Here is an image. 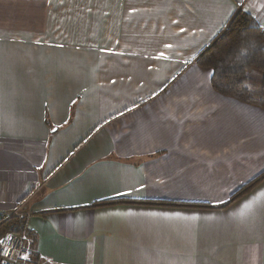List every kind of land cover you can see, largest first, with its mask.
Returning <instances> with one entry per match:
<instances>
[{"label": "crops", "instance_id": "1", "mask_svg": "<svg viewBox=\"0 0 264 264\" xmlns=\"http://www.w3.org/2000/svg\"><path fill=\"white\" fill-rule=\"evenodd\" d=\"M238 9L264 30V0H0V218L29 264H264V176L230 201L264 109L196 63Z\"/></svg>", "mask_w": 264, "mask_h": 264}, {"label": "trees", "instance_id": "2", "mask_svg": "<svg viewBox=\"0 0 264 264\" xmlns=\"http://www.w3.org/2000/svg\"><path fill=\"white\" fill-rule=\"evenodd\" d=\"M196 63L211 70L210 83L216 92L264 109V30L248 13L238 9L226 29L198 55ZM252 72L261 74L256 89L249 76ZM263 176L264 172L239 188L230 201L246 193ZM0 229H5L3 233H20L25 227L21 218L13 217Z\"/></svg>", "mask_w": 264, "mask_h": 264}, {"label": "built area", "instance_id": "3", "mask_svg": "<svg viewBox=\"0 0 264 264\" xmlns=\"http://www.w3.org/2000/svg\"><path fill=\"white\" fill-rule=\"evenodd\" d=\"M19 208L7 219L18 217ZM7 219L0 218V225ZM34 238L28 232H5L0 235V264H29L33 255Z\"/></svg>", "mask_w": 264, "mask_h": 264}, {"label": "rangeland", "instance_id": "4", "mask_svg": "<svg viewBox=\"0 0 264 264\" xmlns=\"http://www.w3.org/2000/svg\"><path fill=\"white\" fill-rule=\"evenodd\" d=\"M249 76L252 78V80H254L253 82H254V86L252 85V88H257L258 87V85L256 84V82L258 81V80H261V74L260 73H258V72H252V73H250L249 74ZM8 230V229H7ZM5 231V229H0V235L3 233Z\"/></svg>", "mask_w": 264, "mask_h": 264}, {"label": "snow or ice", "instance_id": "5", "mask_svg": "<svg viewBox=\"0 0 264 264\" xmlns=\"http://www.w3.org/2000/svg\"><path fill=\"white\" fill-rule=\"evenodd\" d=\"M181 31H184V29H181ZM167 47H170V45H168ZM164 54L163 53H161V56H163Z\"/></svg>", "mask_w": 264, "mask_h": 264}]
</instances>
